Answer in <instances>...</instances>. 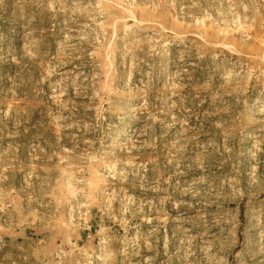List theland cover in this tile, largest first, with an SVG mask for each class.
Masks as SVG:
<instances>
[{
	"label": "rangeland",
	"instance_id": "obj_1",
	"mask_svg": "<svg viewBox=\"0 0 264 264\" xmlns=\"http://www.w3.org/2000/svg\"><path fill=\"white\" fill-rule=\"evenodd\" d=\"M0 264H264V0H0Z\"/></svg>",
	"mask_w": 264,
	"mask_h": 264
}]
</instances>
